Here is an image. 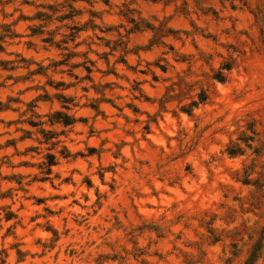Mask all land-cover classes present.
Here are the masks:
<instances>
[{
	"label": "rangeland",
	"instance_id": "obj_1",
	"mask_svg": "<svg viewBox=\"0 0 264 264\" xmlns=\"http://www.w3.org/2000/svg\"><path fill=\"white\" fill-rule=\"evenodd\" d=\"M0 264H264V0H0Z\"/></svg>",
	"mask_w": 264,
	"mask_h": 264
},
{
	"label": "trees",
	"instance_id": "obj_2",
	"mask_svg": "<svg viewBox=\"0 0 264 264\" xmlns=\"http://www.w3.org/2000/svg\"><path fill=\"white\" fill-rule=\"evenodd\" d=\"M66 119H67L68 121H65V123H66V124H69V120H70V119H69V118H66ZM70 122H71V121H70ZM51 159H53V157H52ZM50 165H53V161H50Z\"/></svg>",
	"mask_w": 264,
	"mask_h": 264
}]
</instances>
